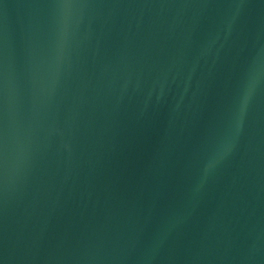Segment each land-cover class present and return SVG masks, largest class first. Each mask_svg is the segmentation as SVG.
<instances>
[{
  "label": "water",
  "instance_id": "water-1",
  "mask_svg": "<svg viewBox=\"0 0 264 264\" xmlns=\"http://www.w3.org/2000/svg\"><path fill=\"white\" fill-rule=\"evenodd\" d=\"M0 264H264V0H0Z\"/></svg>",
  "mask_w": 264,
  "mask_h": 264
}]
</instances>
